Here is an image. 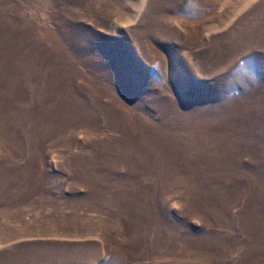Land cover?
<instances>
[{
  "label": "rangeland",
  "instance_id": "obj_1",
  "mask_svg": "<svg viewBox=\"0 0 264 264\" xmlns=\"http://www.w3.org/2000/svg\"><path fill=\"white\" fill-rule=\"evenodd\" d=\"M0 264H264V0H0Z\"/></svg>",
  "mask_w": 264,
  "mask_h": 264
}]
</instances>
